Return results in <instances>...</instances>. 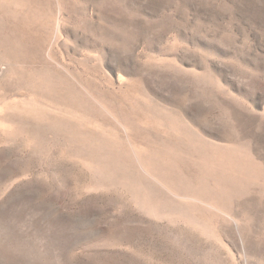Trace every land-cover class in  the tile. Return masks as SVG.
Wrapping results in <instances>:
<instances>
[{
  "label": "rangeland",
  "instance_id": "1",
  "mask_svg": "<svg viewBox=\"0 0 264 264\" xmlns=\"http://www.w3.org/2000/svg\"><path fill=\"white\" fill-rule=\"evenodd\" d=\"M0 264H264V0H0Z\"/></svg>",
  "mask_w": 264,
  "mask_h": 264
}]
</instances>
